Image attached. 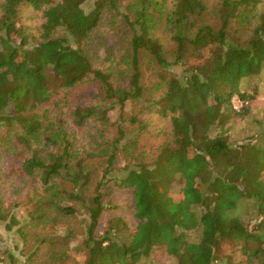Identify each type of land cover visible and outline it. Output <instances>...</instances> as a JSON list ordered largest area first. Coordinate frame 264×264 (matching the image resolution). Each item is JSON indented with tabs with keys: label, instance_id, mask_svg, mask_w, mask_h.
<instances>
[{
	"label": "trees",
	"instance_id": "1",
	"mask_svg": "<svg viewBox=\"0 0 264 264\" xmlns=\"http://www.w3.org/2000/svg\"><path fill=\"white\" fill-rule=\"evenodd\" d=\"M262 3L218 0V18L211 23L204 0H173L164 17L173 43L166 54L154 37L158 0H2L0 146L31 151L18 167L19 178L42 188L30 218L64 230L36 236L31 259L43 247L44 264H66L72 237L81 234L74 248L84 252L80 264H141L157 246L175 264H214L226 259L218 255L224 242L264 264V131L234 142L226 129L231 116L246 113L256 97V88L250 94L242 84L264 80V14L252 22ZM26 5L43 12V32L34 45L17 25ZM105 14L119 19L127 40L120 56L126 87L116 88L110 74L93 71L87 57ZM87 76L104 87L100 99L74 108L76 140L44 108L59 90ZM234 95L248 102L240 112L232 109ZM152 112L170 117V140L147 156L139 141ZM120 161L124 165L117 168ZM109 182L132 191L137 225L126 242L112 234L126 229L119 217L98 234L106 210L101 188ZM6 196L0 186V223L23 235L14 216L20 202L6 205ZM74 219L81 220L83 234L68 231ZM190 231L199 233L196 241L188 238Z\"/></svg>",
	"mask_w": 264,
	"mask_h": 264
},
{
	"label": "rangeland",
	"instance_id": "2",
	"mask_svg": "<svg viewBox=\"0 0 264 264\" xmlns=\"http://www.w3.org/2000/svg\"><path fill=\"white\" fill-rule=\"evenodd\" d=\"M60 0H57V2ZM161 2L160 11L161 18H157V23L154 28V37L159 40V43L169 54L173 48L171 41V34L165 26L164 17L171 11L173 0H158ZM208 9V16L206 19L211 23H215L218 18L214 11L218 8V0H204ZM2 0H0V5ZM89 5L84 6L85 11H89ZM158 11L155 13H158ZM255 12L256 15L264 14V3H262ZM111 14H105L104 20L99 24L98 29L92 34L91 41L87 48V57L90 60L93 71L110 74L112 77L110 81L116 88L126 87L128 80L126 79L124 63L120 64V56L126 50V38L119 29V19L114 21L110 19ZM158 17V16H157ZM255 19L252 21L254 22ZM44 24L42 10H34L30 6L21 7L17 17V25L22 26L29 37L30 44L34 45L43 32L42 25ZM147 75V72H146ZM104 86L92 77H86L84 80L76 84L73 88H66L59 90L44 110L52 116L48 119H59L63 121L64 129L70 132L71 138L79 140V132L71 122V114L76 106H83L88 102L97 101L102 96L101 88ZM256 88V97L249 103V109L246 113L233 114L226 125L229 141H243L248 137L261 135L264 131V80H254L252 84H242V90H247L250 94H254ZM117 114H111V119L116 120ZM170 117L162 118L157 112H152L148 115L149 126L140 139L139 145L141 150L147 156L154 155L159 147L166 141L170 140ZM13 132L10 133V135ZM257 136V137H258ZM257 139H260L259 137ZM11 148V147H10ZM5 145L0 146V186L6 193V205L12 203L11 199L20 202V207L15 211L16 219L21 221L24 226L23 235L17 232V227H14L11 232L4 230V224L0 223V260L3 264H11L9 255L13 256V264H44L46 258L43 247L42 252L36 257L30 258V254L38 247L36 244V236L44 237L51 234H62L64 231L53 230L44 224H36L30 218V213L35 210L33 202L42 194V188L38 181L31 178H19L18 167L22 158L31 154L30 150H10ZM35 148V146H34ZM33 148V149H34ZM42 152L39 151V155ZM42 155V154H41ZM40 155V156H41ZM42 157V156H41ZM123 161L117 163V168H122ZM94 167V166H93ZM118 173L117 175H114ZM115 177H122L123 173L116 172ZM114 182H109L101 188L103 203H105L106 210L101 217L98 234L101 235L105 230L111 226V220L119 217L126 225V229L120 233L114 234L115 238L120 241H127L130 234L135 231L137 220L134 218V210L132 204V191L129 189L118 188ZM91 186V185H90ZM91 188H89V191ZM11 201V202H10ZM244 210V209H243ZM241 211L242 218L247 219L246 211ZM195 213H199L196 208ZM39 216L35 215L34 219ZM26 220V221H25ZM32 220V221H31ZM79 219H74L69 227V232L82 233V223ZM83 234V233H82ZM199 233L190 231L187 233L191 241L198 239ZM82 235L77 234L72 237L71 243L67 250L69 259L66 264H80L84 262L83 250H75L74 248L81 245ZM165 247L157 246L152 250L147 258L141 261V264H175V259L167 255ZM220 257H225V260L218 259L214 264H258L256 260L249 261L246 256L242 255L239 245L232 242H224L218 251ZM27 259L30 262L25 263Z\"/></svg>",
	"mask_w": 264,
	"mask_h": 264
},
{
	"label": "built area",
	"instance_id": "3",
	"mask_svg": "<svg viewBox=\"0 0 264 264\" xmlns=\"http://www.w3.org/2000/svg\"><path fill=\"white\" fill-rule=\"evenodd\" d=\"M231 106H232V109L235 111V112H240L241 110H243L245 107H247L248 105V102L245 101V100H241L238 96L234 95L232 98H231Z\"/></svg>",
	"mask_w": 264,
	"mask_h": 264
}]
</instances>
